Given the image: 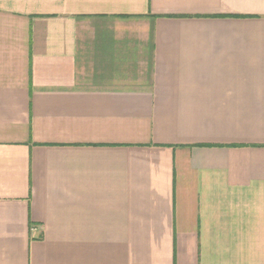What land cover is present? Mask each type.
Listing matches in <instances>:
<instances>
[{
  "label": "crops",
  "instance_id": "0c3cea01",
  "mask_svg": "<svg viewBox=\"0 0 264 264\" xmlns=\"http://www.w3.org/2000/svg\"><path fill=\"white\" fill-rule=\"evenodd\" d=\"M0 264H264V0H0Z\"/></svg>",
  "mask_w": 264,
  "mask_h": 264
}]
</instances>
